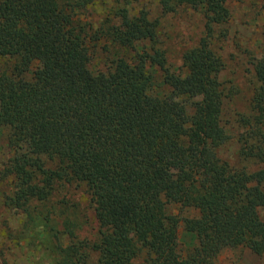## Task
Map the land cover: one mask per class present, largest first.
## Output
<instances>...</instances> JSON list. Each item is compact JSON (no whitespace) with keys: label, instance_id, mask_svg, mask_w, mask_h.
Here are the masks:
<instances>
[{"label":"trees","instance_id":"1","mask_svg":"<svg viewBox=\"0 0 264 264\" xmlns=\"http://www.w3.org/2000/svg\"><path fill=\"white\" fill-rule=\"evenodd\" d=\"M156 1L163 13L189 7L204 19L177 71L144 9L121 8L95 26L92 0H0L4 203L54 237L46 264H216L224 248L264 252V177L216 152L228 138V92L211 39L229 19L227 0ZM98 52L104 69L93 64ZM252 66L237 152L264 164V52ZM71 188L88 200L91 238L80 235ZM168 204L196 215L168 213Z\"/></svg>","mask_w":264,"mask_h":264},{"label":"rangeland","instance_id":"2","mask_svg":"<svg viewBox=\"0 0 264 264\" xmlns=\"http://www.w3.org/2000/svg\"><path fill=\"white\" fill-rule=\"evenodd\" d=\"M229 19L215 27L211 45L222 59L223 69L219 79L223 82L228 97L224 99L221 123L228 135L227 140L217 148V156L230 165L244 166L248 171H259L264 177L263 165L259 162L242 161L238 157V137L241 128L237 119L249 111L255 80L252 63L264 52V0H227ZM127 8L133 11L144 9L149 17L158 19V40L166 51L167 64L171 70L181 64V53L194 45L204 33V19L199 9L178 8L175 11L163 13L156 0H92L86 9V17L93 25L99 24L105 18L117 20L119 9ZM105 60L100 52L93 59L98 69H104ZM155 74L159 82L160 72ZM8 150L3 138H0V264H46L48 262L47 246L51 243L49 234L43 236V231L35 233L41 227L33 228L28 223V217L21 211L7 207L4 203L10 192V180L2 178V170L8 158ZM62 195V194H61ZM76 199L77 206L73 213L82 222L81 237L91 238L95 231L92 211L81 188L70 190L68 194ZM167 212L188 217L196 215L189 208H181L168 204ZM60 240L67 239L61 234L57 217L53 220ZM24 229V230H23ZM24 231V240L21 232ZM181 234V231H180ZM186 241V239L184 240ZM216 264H264V252L254 254L244 246L222 249L215 258ZM132 264H142V256L133 260Z\"/></svg>","mask_w":264,"mask_h":264}]
</instances>
